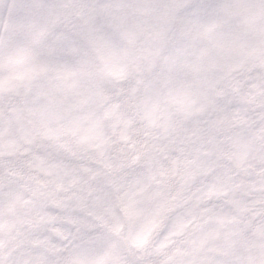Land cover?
<instances>
[{"label":"snow or ice","instance_id":"6c2138e0","mask_svg":"<svg viewBox=\"0 0 264 264\" xmlns=\"http://www.w3.org/2000/svg\"><path fill=\"white\" fill-rule=\"evenodd\" d=\"M0 264H264V0H0Z\"/></svg>","mask_w":264,"mask_h":264}]
</instances>
